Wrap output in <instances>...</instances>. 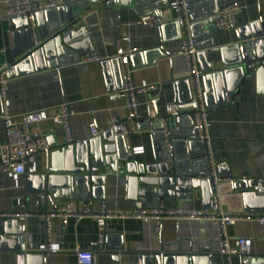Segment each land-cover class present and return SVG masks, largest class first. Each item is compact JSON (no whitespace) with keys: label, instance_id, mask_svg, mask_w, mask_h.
<instances>
[{"label":"crops","instance_id":"1","mask_svg":"<svg viewBox=\"0 0 264 264\" xmlns=\"http://www.w3.org/2000/svg\"><path fill=\"white\" fill-rule=\"evenodd\" d=\"M102 1L104 3L82 11L78 23L70 28L71 32L83 31L87 36V40L81 41L79 51L66 53L58 69L34 74L29 73V64L18 65V55L25 54L31 42L34 47L36 37L45 34L50 27L72 18L71 10L65 7L62 14L55 12L42 17L36 22V32L24 18L0 20V73L8 69L10 77L5 90L8 113L21 116L67 104L75 113L71 118L75 142L89 137L90 124H96L102 131L111 120L120 123L130 120L125 100L120 95L122 81L116 59L120 39L128 38L129 42L122 46L135 51L129 56L134 86L142 83L157 86L156 91L137 96L141 122H127L128 152L133 147H144L145 152L134 157L131 174L122 165L117 174L107 168H100L99 175L79 174L76 170L82 168L78 165L89 149L83 146L74 149L73 157L57 155L54 149L32 157L29 165L35 164L38 173L22 176L18 186L6 174H0V264H78L77 250L93 252L95 264H184L177 261L178 256L184 254L210 256L207 264H228L219 255L217 228L206 220L168 219L156 231L153 222L115 217L106 222L101 240L95 218H53L48 235L44 215L51 214L69 198L77 199L80 208L89 207L94 215L100 214L103 208L112 213L152 208L160 201L171 211H203L213 206L211 185H203L199 179L194 183V178L183 179V198H162L173 176L185 177L190 172L188 161H196L194 174H203L207 167L209 170L206 155L207 166L201 161L199 144L191 151L181 142L172 146L171 160L166 149L153 138V132L163 130L165 123H148L152 119L150 110L158 118L174 114L168 113L169 107L175 112L177 107L187 109L190 105L191 87L185 82L189 76L188 66L185 58L176 55L182 44L181 40L173 41L175 30H168L165 36L157 21L148 26L138 24L150 17L159 20L157 11L161 15L164 9L158 8L173 0H99ZM234 1L244 6L235 28L215 36L213 49L198 53L196 63L203 73L201 81L208 107L214 171L223 180L219 188L222 205L232 214L261 216L264 215V74L252 76L238 86V90H235L239 83L236 72L230 74V80H214L211 86L209 79L204 78L208 66L220 70L224 63L231 64L238 58V52H220L237 43V29L258 21L256 32L264 34V0ZM196 3L191 10L195 18L214 14L217 6L212 0ZM199 33L196 29L195 34ZM165 37L171 41L163 44ZM92 52L102 61L78 64L81 55ZM225 89L232 90L233 99L230 104L220 106ZM2 114L0 88V144L5 141ZM190 127L189 116L176 118L175 128L180 130L176 139L183 141ZM38 128L51 138L55 147L65 144L61 127L52 121H44ZM123 130L126 132L125 125ZM45 176L52 177L51 190L46 188L48 195L41 194L44 186L41 178ZM84 176H90L94 182L88 185ZM18 217L24 218V222H18ZM229 235L232 239H251L252 255L264 257V230L258 222L241 220L229 228ZM47 243L58 245L60 251L42 252L41 246ZM160 254L166 255V263L159 259ZM245 259L234 257L231 264H244Z\"/></svg>","mask_w":264,"mask_h":264},{"label":"built area","instance_id":"2","mask_svg":"<svg viewBox=\"0 0 264 264\" xmlns=\"http://www.w3.org/2000/svg\"><path fill=\"white\" fill-rule=\"evenodd\" d=\"M81 1L83 0H0V20H12L24 17L28 21L30 28L36 32V16L38 14H45L51 10H57ZM191 4V0H173L161 12L159 20L161 23L178 21L181 25L182 45L176 55L186 59L189 72L188 79L191 87V105L194 106V111L190 116L191 127L188 130V136L183 140L200 143L205 147V155L209 161V178L213 191L212 209L192 212L171 211L160 201L157 206L152 208H142L127 212L117 211L114 213L103 208L100 214L94 215L89 207L80 208L77 199L69 198L51 214L44 215L48 235H50L52 230L51 220L53 218H63L64 220L70 217L77 219L95 218L98 223L101 240H103L106 222L115 217H133L144 222H153L156 231H159L163 222L168 219L206 220L215 224L220 241L219 255L228 264H231V259L234 257L247 259L253 257L252 240L249 238L232 239L229 235V228L241 220H254L264 230V215L232 214L226 211L222 205L219 188L223 180L216 175L214 171L215 165L211 157L210 123L207 119L208 109L201 81L203 73L198 69L196 63V56L199 52L197 49L198 41L192 34L191 28L193 23L190 22L188 15ZM243 9L244 6L241 2L234 1L221 7L216 14L207 17L205 20L209 25H213L216 30L228 32L235 28L237 17L242 13ZM159 20H154V18L150 17L143 19L138 24L148 26ZM124 42H129V39H120L116 56L120 64L122 81L120 95L125 100V108L130 118L139 120L137 96L150 91H156L157 86L147 83L134 86L129 56L134 54L135 51L126 50L122 46ZM35 43H39L37 37ZM101 61L102 58L97 53L92 52L81 55L78 59V64L87 65ZM9 80V72L6 69L0 73L1 99L3 103L2 120L5 129V141L0 144V174H6L18 186L22 176L36 175L38 173L37 166L35 164L29 165V160L38 154L48 152L54 147L51 138L43 134L39 130L38 125L44 121H52L61 127L64 142L69 144L73 141L71 118L75 113L67 104H64L50 111L42 110L21 116H10L5 100V90ZM225 100H229L227 93L225 94ZM167 111L170 114L175 113L172 107H169ZM150 117L152 119L156 117V114L152 110H150ZM164 123L163 133L165 136L163 142L170 151L174 140L172 133H179L180 130L179 128H175L171 131L167 121H164ZM119 124L118 120H111L108 127L114 129ZM88 130L89 136L96 135L100 131L96 124H90ZM126 134H130L127 128L126 132L124 131V136ZM144 152V147L129 148V153L133 157L143 155ZM40 250L47 253H57L60 251V247L47 243L41 246ZM76 257L78 264H95V254L93 252L77 250Z\"/></svg>","mask_w":264,"mask_h":264},{"label":"water","instance_id":"3","mask_svg":"<svg viewBox=\"0 0 264 264\" xmlns=\"http://www.w3.org/2000/svg\"><path fill=\"white\" fill-rule=\"evenodd\" d=\"M134 2L138 0H132ZM204 0H191L192 4L189 8L188 15L190 17V22L193 23L192 25V34L194 38L198 41L197 49L198 53L201 51L207 50V49H213V38L215 36L221 35L223 31H218L215 29L213 25H209L207 21L205 20L208 16L214 15L218 12V10L231 3L234 0H212L214 1L217 6L214 10V14H202L199 18H195L193 14L191 13L192 8L195 6L196 2H200ZM240 2V1H238ZM104 3L99 2L98 0H83L78 3L70 4L67 7L69 10H71L72 18H70L68 21H62L60 23H57L55 26L50 27V29L45 33L41 34L38 38L39 43L36 44L33 47V44L31 42V46L26 50L25 54H19L18 55V65H26L29 64L31 66L30 74H34L36 72L46 71L48 69L56 68L58 69L60 64L63 63V58L66 53L69 51H79V46L82 44V40L86 39L87 36L83 31H80L79 33L71 32L70 28L75 24L78 23V20L80 19L82 14V11H86L91 6H98L100 4ZM197 4V3H196ZM200 4V3H199ZM79 6L81 7V10H79ZM59 8L57 10H51L45 14H38L36 16V22L38 23L42 17L45 16H51L55 12H59L62 14L64 11V8ZM168 7V3L160 6L159 9H165ZM157 16L160 17V11H157ZM24 18V17H22ZM26 19V18H24ZM14 20V19H12ZM159 26L161 27L162 32L166 36V32L170 29L175 30L176 36L173 39V41H180L181 40V25L178 21L173 22H167V23H161V21H158ZM259 25V22L256 21L254 23L246 24L239 29H237V36H236V44L230 45L226 48H222L220 52L222 54H229L230 51L238 52V58L232 62L231 64L224 63L223 69L215 70L212 68V66H208L207 73L204 75L205 81L206 79H209V86H211L214 82V80H224L228 81L230 80V74L232 72H236L235 74H238L239 77V83L236 86L235 90H238V86H240L243 82L250 79L254 75H260L264 74V34L257 33L256 32V26ZM199 30L200 33L198 35L195 34V30ZM254 32V33H253ZM166 38V37H165ZM169 40L166 38L163 42V44L167 43ZM162 51L167 54L166 50L162 46ZM215 49L214 51H216ZM219 51V50H218ZM134 55V54H133ZM228 56V55H227ZM78 62V61H77ZM18 70V67L14 70L16 72ZM213 81V82H212ZM185 82L190 86L189 79L187 78ZM222 100L219 103L220 106L228 105L232 102L233 99V92L232 90H223L222 92ZM228 94L229 100H225V94ZM206 97V95H205ZM189 108L183 109L177 107L174 114L164 116V117H158L154 119L148 120V123H155V122H164L167 121L169 128L171 131L175 129V119L180 116H191L194 111V106L191 105V99L189 102ZM208 108V107H207ZM128 121H135V122H141L140 120L132 119L127 120L123 123H120L116 128L112 129L111 127H107L105 130L99 131L96 135H91L88 138L81 140L79 142L72 141L71 143H65L62 146H54L52 147L48 152H50L52 149L53 151L57 152L56 154H68L72 155L74 152V149H78L79 146H83L87 149V156L84 157V160L82 164L80 165L82 168L76 170L79 174L84 173H90L94 175H99L100 168H107L109 169L112 174H117L120 169V165L124 167V170L128 172V174H131L130 172V166L134 165V157L128 152L127 145L125 142V136H124V125L126 126L127 130L130 132V129L127 126ZM180 133H172V137L174 138L172 146H176L178 143H184L188 146V149L191 151L193 146L195 144H199L202 148V151L199 155L202 156L201 161L207 162L205 158V147L196 142H186V141H179L176 138L179 136ZM164 133L163 130H160L158 132H153V138L157 141V143H160L167 151V155L170 156V159L172 160V154L165 146L163 139H164ZM188 134L184 137L186 138ZM57 150H61L57 151ZM89 150V155H88ZM55 154V153H54ZM192 155V154H191ZM190 155V156H191ZM73 157V155H72ZM196 161L189 162L188 164L190 166V172L183 176L175 175L171 178L170 184L167 186V190L163 191L165 194L162 196L165 200H176L181 199L183 196L182 194V186L184 178L189 179H196L194 183H196L199 179V182L203 185H211L210 178H209V170L208 167L206 168V171L203 174H194L193 166ZM207 166V163H206ZM143 173L141 172V175ZM30 176H36V175H30ZM83 178L85 182L89 183L93 179L90 178V176H84ZM44 181V186L42 187L41 194L46 193V188L48 190H51L50 187L52 185V177H42L41 178ZM184 179V180H183ZM75 180L73 179V182ZM192 181V180H189ZM72 181L70 180V183ZM71 186V185H70ZM50 194L49 192L46 193V195ZM18 222H24V218H17ZM207 257V258H205ZM210 256H204L201 255H195V254H184L178 256V262H184V264H207V261L210 260ZM159 259L163 260V263H166V255L160 254ZM244 264H264V257L263 258H257L253 256L250 259H245Z\"/></svg>","mask_w":264,"mask_h":264}]
</instances>
